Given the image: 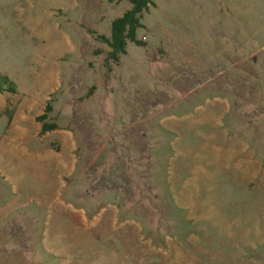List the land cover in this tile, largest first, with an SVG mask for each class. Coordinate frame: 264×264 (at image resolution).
I'll return each instance as SVG.
<instances>
[{
    "label": "rangeland",
    "instance_id": "374dc122",
    "mask_svg": "<svg viewBox=\"0 0 264 264\" xmlns=\"http://www.w3.org/2000/svg\"><path fill=\"white\" fill-rule=\"evenodd\" d=\"M130 7L0 0V264H264V0Z\"/></svg>",
    "mask_w": 264,
    "mask_h": 264
},
{
    "label": "trees",
    "instance_id": "16d2710c",
    "mask_svg": "<svg viewBox=\"0 0 264 264\" xmlns=\"http://www.w3.org/2000/svg\"><path fill=\"white\" fill-rule=\"evenodd\" d=\"M120 1V0H110ZM131 7L127 9L121 16L115 18L111 23V33L107 37L100 35L99 38L108 44L110 51L108 55L113 60L117 61L119 55L125 52V47L128 41L135 40V30L141 25L140 18L144 10L153 3V0H127ZM9 91L15 92V86L7 76L0 74V92ZM49 105L47 104L46 111ZM46 111L36 117L37 121L42 122L41 131L46 132L56 129V124L46 122Z\"/></svg>",
    "mask_w": 264,
    "mask_h": 264
},
{
    "label": "crops",
    "instance_id": "0c3cea01",
    "mask_svg": "<svg viewBox=\"0 0 264 264\" xmlns=\"http://www.w3.org/2000/svg\"><path fill=\"white\" fill-rule=\"evenodd\" d=\"M9 146H12V145H9ZM21 147H24V146H21ZM3 153V152H2ZM11 163H14V162H11ZM13 165H15V164H13ZM15 166H11V168H14ZM4 169V167L2 166V164H0V171H2V170ZM12 174V173H11Z\"/></svg>",
    "mask_w": 264,
    "mask_h": 264
}]
</instances>
